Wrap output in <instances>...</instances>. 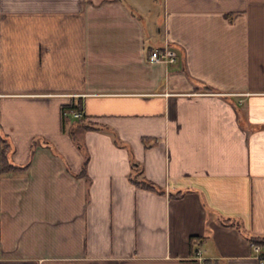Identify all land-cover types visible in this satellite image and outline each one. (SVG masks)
<instances>
[{"label": "crops", "instance_id": "0c3cea01", "mask_svg": "<svg viewBox=\"0 0 264 264\" xmlns=\"http://www.w3.org/2000/svg\"><path fill=\"white\" fill-rule=\"evenodd\" d=\"M0 125V264H258L264 0H0Z\"/></svg>", "mask_w": 264, "mask_h": 264}, {"label": "trees", "instance_id": "16d2710c", "mask_svg": "<svg viewBox=\"0 0 264 264\" xmlns=\"http://www.w3.org/2000/svg\"><path fill=\"white\" fill-rule=\"evenodd\" d=\"M73 111H81V104L79 101L71 100L66 103H62L60 106V122H61V130L64 132L69 133L72 138L76 141L78 146H82L81 139L77 136V131H85L87 129H97L100 128L99 125L95 121H90L85 119L84 117H73L71 113ZM12 143L9 139V136L7 133H5L0 125V173L11 171L19 167H23L22 165L15 164L12 161ZM87 158L84 159L83 163V169L82 171L85 172V164H86ZM26 166V165H24ZM139 173L141 172L138 171ZM138 172L135 174V176L130 177L134 183L138 186L156 190L159 192H163L164 188L160 185H157L153 183L152 181L144 178V177H138ZM183 190H175L172 192V195L179 196L183 194ZM222 222L227 225H234L237 228L241 229V222L239 219L235 217H223ZM249 239L251 244H259L262 247H264V235L261 236H250L246 235ZM204 264H224L219 259H204Z\"/></svg>", "mask_w": 264, "mask_h": 264}, {"label": "built area", "instance_id": "2783aa9c", "mask_svg": "<svg viewBox=\"0 0 264 264\" xmlns=\"http://www.w3.org/2000/svg\"><path fill=\"white\" fill-rule=\"evenodd\" d=\"M177 54L176 51L171 47H160L153 49L149 54L150 61L163 60L167 62H174L176 60ZM73 117H80L82 115L81 111H73L71 113ZM254 256L258 260V264H264V247L259 244H251ZM197 256L201 257L200 251L197 250Z\"/></svg>", "mask_w": 264, "mask_h": 264}]
</instances>
